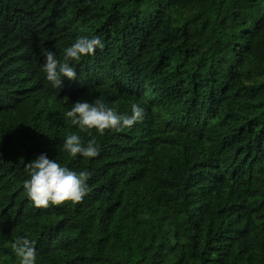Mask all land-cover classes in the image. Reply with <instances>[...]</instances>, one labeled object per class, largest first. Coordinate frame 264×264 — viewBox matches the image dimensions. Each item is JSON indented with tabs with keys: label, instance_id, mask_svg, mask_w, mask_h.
I'll return each mask as SVG.
<instances>
[{
	"label": "trees",
	"instance_id": "obj_1",
	"mask_svg": "<svg viewBox=\"0 0 264 264\" xmlns=\"http://www.w3.org/2000/svg\"><path fill=\"white\" fill-rule=\"evenodd\" d=\"M103 47L58 89L40 65L81 36ZM101 99L131 127L80 130L64 112ZM95 136L92 158L62 150ZM41 152L91 172L78 203L35 208ZM264 264V0H0V264Z\"/></svg>",
	"mask_w": 264,
	"mask_h": 264
},
{
	"label": "clouds",
	"instance_id": "obj_2",
	"mask_svg": "<svg viewBox=\"0 0 264 264\" xmlns=\"http://www.w3.org/2000/svg\"><path fill=\"white\" fill-rule=\"evenodd\" d=\"M102 47L103 42L99 36L81 35L63 50L62 57L46 50L40 70L44 78L58 89L63 78H76L74 61H79L82 56L91 55ZM144 113L145 109L139 103L133 102L130 112L121 113L97 98L91 102L77 99L65 110L64 116L70 125L80 130L95 129L103 134L106 129L131 127L144 118ZM62 150L73 157L79 154L84 158H92L98 155L99 144L95 136L85 141L76 132H70L63 139ZM27 173L23 188L35 208H47L50 204L61 205L66 201L75 204L82 201L89 192L87 181L91 172L88 169L66 167L50 158L46 152L39 153L28 162ZM9 246L19 258V264H36L38 254L33 240L17 236Z\"/></svg>",
	"mask_w": 264,
	"mask_h": 264
}]
</instances>
